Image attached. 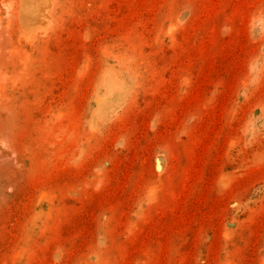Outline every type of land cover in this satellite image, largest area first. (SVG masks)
Instances as JSON below:
<instances>
[{
  "label": "rangeland",
  "instance_id": "1",
  "mask_svg": "<svg viewBox=\"0 0 264 264\" xmlns=\"http://www.w3.org/2000/svg\"><path fill=\"white\" fill-rule=\"evenodd\" d=\"M0 264H264V0H0Z\"/></svg>",
  "mask_w": 264,
  "mask_h": 264
}]
</instances>
